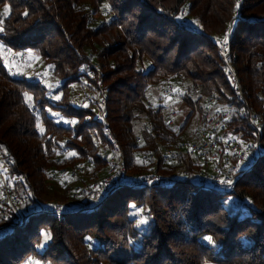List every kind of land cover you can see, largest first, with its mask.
Wrapping results in <instances>:
<instances>
[{
	"label": "trees",
	"instance_id": "1",
	"mask_svg": "<svg viewBox=\"0 0 264 264\" xmlns=\"http://www.w3.org/2000/svg\"><path fill=\"white\" fill-rule=\"evenodd\" d=\"M227 36L241 93L219 47ZM4 45L39 56L58 85L29 76ZM73 83L86 86V102L73 103ZM170 86L187 107L181 124L154 94ZM53 90L59 99L49 98ZM217 108L230 111L225 136L264 144V0H0V151L16 189L33 203H76L65 189L43 198L47 173L55 156L104 169L114 150L107 128L132 175L179 177L116 188L85 211L33 213L1 237L0 264H264V156L233 174L232 192L198 180L205 166L196 156L163 158Z\"/></svg>",
	"mask_w": 264,
	"mask_h": 264
},
{
	"label": "built area",
	"instance_id": "2",
	"mask_svg": "<svg viewBox=\"0 0 264 264\" xmlns=\"http://www.w3.org/2000/svg\"><path fill=\"white\" fill-rule=\"evenodd\" d=\"M229 36L219 41L220 51L227 62V74L236 91L241 93V86L236 70L231 65L228 57ZM11 48L4 45L5 52H12ZM12 60L24 61L21 53H9ZM169 98H173L175 90L172 86L167 89ZM60 96L59 90L49 93L51 100ZM209 102H213L210 99ZM105 104V100H101ZM214 109L206 113V120L199 125L196 138L185 140L177 148L167 149L164 153V161L172 162L179 160L182 155L198 157L204 164L205 169L198 172L196 177L210 187H216L224 191H234L237 176L234 173L250 169L260 158L264 156V144L258 141H242L238 136L224 135L226 120L230 111L225 109ZM177 111L171 114V121ZM101 114H96L100 117ZM70 125L72 117L64 118ZM252 122L257 115H250ZM114 143V150L104 153L103 158L107 164L104 169L93 171V161H79L74 163H63L62 156H55V166L48 171L47 180L59 183L66 193L75 199L76 203H64L60 201L33 203L28 193L22 189H16L15 184L9 176V157L0 151V239L6 235L14 226L25 224L31 214H51L63 216L67 213H76L96 208L109 195V193L121 187L142 188L145 186L159 184L163 186L173 185L179 177L177 175H166L159 172H145L132 175L124 161L121 148L118 146L109 128L106 129ZM72 149L68 148L67 152ZM154 154L145 155V158L153 159ZM222 163V165H221ZM232 173V174H231ZM183 176L188 175L184 171ZM31 264V262L29 263Z\"/></svg>",
	"mask_w": 264,
	"mask_h": 264
},
{
	"label": "rangeland",
	"instance_id": "3",
	"mask_svg": "<svg viewBox=\"0 0 264 264\" xmlns=\"http://www.w3.org/2000/svg\"><path fill=\"white\" fill-rule=\"evenodd\" d=\"M30 52H28L29 55ZM30 58L20 61L19 65L21 66L22 69H25V71H28V75L32 76L34 72L40 73L41 76L46 80L48 84H51L52 87H56L59 83L57 80H52L49 77V74L46 71V64L44 61L37 55H29ZM8 60V59H7ZM10 61V60H9ZM169 88V87H168ZM87 89L86 86L83 83H73L70 86V98L73 101L74 104H80L84 103L87 101ZM155 97L158 98L162 103L166 102L172 107H174V111H177V114L175 116V122L176 124H181L184 121V116L187 113V107L185 106L183 100L180 98L179 95L176 94L175 90V96L173 98H167V89L164 90H159L155 89L154 90ZM202 123V120H200L198 117L194 119V121L191 123V126L188 127L186 130V133L184 135V138L188 139H193L195 137V131L197 127ZM222 165V163H221ZM232 174V173H231ZM18 179V178H17ZM64 192L62 186L57 183V182H50L47 180L46 184V190L45 194L43 195V198L47 200H52L56 198L59 194ZM141 217V216H140ZM47 237V238H46ZM50 240V233L46 229L41 230V236L40 240L38 243V248L40 250H44L46 245L48 244ZM207 264H214V263H207Z\"/></svg>",
	"mask_w": 264,
	"mask_h": 264
},
{
	"label": "snow or ice",
	"instance_id": "4",
	"mask_svg": "<svg viewBox=\"0 0 264 264\" xmlns=\"http://www.w3.org/2000/svg\"><path fill=\"white\" fill-rule=\"evenodd\" d=\"M239 5H237V7H238ZM107 7V6H106ZM5 12H7V9H5ZM25 15H27V13H25ZM29 55H31V53H29ZM25 96H26V98L27 99H31V97H29L28 96V94L27 93H25ZM57 99H59V97H57ZM218 111H219V109H218ZM73 123H74V121H73ZM47 238V237H46ZM207 239L209 240V241H211V237H207Z\"/></svg>",
	"mask_w": 264,
	"mask_h": 264
}]
</instances>
